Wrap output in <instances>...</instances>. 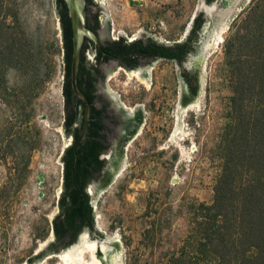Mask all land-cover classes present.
Masks as SVG:
<instances>
[{"label": "rangeland", "instance_id": "374dc122", "mask_svg": "<svg viewBox=\"0 0 264 264\" xmlns=\"http://www.w3.org/2000/svg\"><path fill=\"white\" fill-rule=\"evenodd\" d=\"M110 33L156 32L188 27L197 0H103ZM251 0L229 19L205 58V98L186 158L165 144L176 111L173 65L160 62L146 89L139 79L115 72L109 87L144 107L146 126L134 157L101 198L99 228L121 242L122 264H165L185 237L193 206L212 199L220 167L219 144L229 120L231 95L226 42ZM0 41L32 47L22 70L8 66L0 81V264H22L50 233L60 186L63 134V60L54 0H0ZM114 84V85H112ZM127 102L126 100H124ZM11 135L9 136L8 128ZM15 135L36 147L9 145ZM37 264H65L52 253Z\"/></svg>", "mask_w": 264, "mask_h": 264}, {"label": "flooded vegetation", "instance_id": "af4514ba", "mask_svg": "<svg viewBox=\"0 0 264 264\" xmlns=\"http://www.w3.org/2000/svg\"><path fill=\"white\" fill-rule=\"evenodd\" d=\"M92 5L95 0H85L87 9ZM99 13L85 11V25L95 32L96 40L83 37L78 60L77 85L88 102L71 85V90L62 93L63 129L68 143L60 155V190L51 219L52 235L30 261L41 258L43 253L62 252L76 245L83 235L89 242H96L95 252L101 253L100 244L106 235L98 226L97 208L134 157L137 136L147 125L144 107L149 106L129 100L109 87L107 83L115 72L138 74L143 82L152 83V70L160 62H168L173 65L171 92L177 97L176 111L181 113L196 104L199 48L206 22L202 12L193 15L188 28L181 25L169 30L165 37L158 36L155 30L141 31L131 38L122 33L114 36L108 25L103 28ZM124 45L129 49H123Z\"/></svg>", "mask_w": 264, "mask_h": 264}, {"label": "trees", "instance_id": "16d2710c", "mask_svg": "<svg viewBox=\"0 0 264 264\" xmlns=\"http://www.w3.org/2000/svg\"><path fill=\"white\" fill-rule=\"evenodd\" d=\"M54 1L61 30L64 95L71 90L72 31L66 2ZM85 11L91 14L87 7ZM13 41L10 36L0 41V81L5 80L8 66L25 70L32 61V47ZM123 49L128 50V45ZM226 56L230 112L219 144L221 163L212 199L193 206L187 233L165 264H264V0H251L226 42ZM19 139L15 135L8 144L25 151L28 165L36 144L22 139L18 144Z\"/></svg>", "mask_w": 264, "mask_h": 264}, {"label": "water", "instance_id": "95a60500", "mask_svg": "<svg viewBox=\"0 0 264 264\" xmlns=\"http://www.w3.org/2000/svg\"><path fill=\"white\" fill-rule=\"evenodd\" d=\"M67 5L68 15L71 23V57L69 61V80L73 91L81 98L88 102L87 96L81 91L77 85V70H78V60L81 49V42L84 36L91 37L96 40V34L94 31L89 29L85 25V0H64ZM246 0H229L228 2L219 3V0H197L196 6L194 8L192 17L190 19L189 25L191 24L193 15L200 12L203 13L206 22L203 27V33L200 41L199 48V78L200 86L198 90L196 104L190 106L188 109L183 110L181 113L175 111V121L173 129L167 138L165 144L174 143L178 146L179 157L186 158L192 151L193 148V134L196 129L197 123L200 118L204 98H205V58L207 52H209L217 42L219 36L221 35L224 28L227 26L229 19L242 7ZM55 4V1H54ZM56 10V9H55ZM90 13H99V20L103 28L108 25L110 31V18L103 0H95V5L89 6ZM58 31L61 44V30L59 19L57 16ZM188 28V27H187ZM141 30L136 31L129 38L139 34ZM144 32V31H143ZM118 33L124 34L123 31H118ZM125 35V34H124ZM129 74V73H128ZM132 75V74H130ZM139 75H134L137 79L147 89L149 87V82H143ZM177 104V98H176ZM179 110V108H178ZM180 114V115H179ZM63 118H64V108H63ZM68 143V138L64 132L62 134V146L61 151L57 157V162L60 164V155L63 149ZM61 165V164H60ZM61 179V176H60ZM60 190V186H59ZM59 194V191H58ZM57 206L52 213V217L56 212ZM51 217V219H52ZM51 223H50V233L46 240L41 244L39 249L45 248L46 241L51 237ZM103 239V243L100 244V255L95 252L96 242H89L81 237L80 241L66 250L57 253L61 256L68 264H122V247L121 242L115 237L106 234ZM38 249V250H39ZM36 250L32 253L22 264H37L44 258L48 257L50 254H45L41 258H36L30 261V258L34 257V254L38 251Z\"/></svg>", "mask_w": 264, "mask_h": 264}, {"label": "bare ground", "instance_id": "6f19581e", "mask_svg": "<svg viewBox=\"0 0 264 264\" xmlns=\"http://www.w3.org/2000/svg\"><path fill=\"white\" fill-rule=\"evenodd\" d=\"M60 257H61V256H60ZM61 259L64 261L65 264H68V263H67L62 257H61Z\"/></svg>", "mask_w": 264, "mask_h": 264}]
</instances>
